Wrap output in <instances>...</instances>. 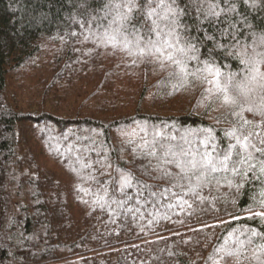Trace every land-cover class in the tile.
<instances>
[{"label":"trees","instance_id":"16d2710c","mask_svg":"<svg viewBox=\"0 0 264 264\" xmlns=\"http://www.w3.org/2000/svg\"><path fill=\"white\" fill-rule=\"evenodd\" d=\"M255 67L264 0H0V264H261Z\"/></svg>","mask_w":264,"mask_h":264},{"label":"snow or ice","instance_id":"6c2138e0","mask_svg":"<svg viewBox=\"0 0 264 264\" xmlns=\"http://www.w3.org/2000/svg\"><path fill=\"white\" fill-rule=\"evenodd\" d=\"M213 14H215V13H213ZM191 48L194 50V46H191ZM180 51H183V49H181ZM167 59L169 61H171L172 63L178 65V66L181 63L179 60H176L172 56H168ZM180 71L182 73H184L185 69L183 67H181ZM208 71H209V73L212 72L211 69H208ZM253 71L261 78V80H264V72H261L259 67H255L253 69ZM193 75H195V74H193ZM213 75L215 77H219L220 73H219V71H217ZM205 79H207V78L205 77ZM208 82L209 83H214L215 87H216V89L218 91L227 93V88L226 87H221L220 81L218 79L210 80ZM209 91H211V89ZM236 91H237L238 95H242V93H241V91L239 89V86H236ZM224 101H225V103H232V104L236 103L235 99L229 97L226 94L224 96ZM248 111L251 112V111H253V109L249 108ZM261 115H264V112H262ZM244 123L248 124V123H250V121L245 120ZM252 134L259 135L258 133H252ZM244 140L245 141L248 140V135L244 136ZM239 142L240 141H239V138H238V143ZM260 143H261V145H264V139H262L260 141ZM245 147H247V145H245ZM253 148H254L255 152L259 153V155L261 157V159L258 161V163L260 164L261 175H264V147H256L255 145H253ZM237 156L239 157L238 160H232L231 155L226 153V154H224L223 159L219 160L218 162H214V160H213V158L211 157L210 154H204V155H202V158H201L202 159V163L201 162H197V161H195L193 159V160L188 161V164L190 165V169H196L197 168V164L199 163V167H200L201 170H203L205 168H210L212 171H217L218 170L217 163H218V165L220 167H222L224 170L227 171L229 169V162L231 161V165H232L231 170L237 175L241 174V171L237 167V164H240V165L247 164L249 170L255 169L256 165L249 162V157L251 156V154H249V157H240L239 153H237ZM177 167H181V165L178 164ZM182 170H183V168H182ZM165 175H168V174L166 173ZM201 199H203V198L201 197ZM261 209H262L261 211H256V212H253L251 209H249L248 210L249 211V217L248 218L249 219L260 218L261 220H264V201L261 202ZM238 218L239 217H234V219H238ZM220 223H224V221L221 220ZM252 235L253 236H257L259 234L254 231V232H252ZM260 251L262 253H264V245H262L260 247ZM217 252H223L224 253V257H226V258H231V257L234 256V253L232 251L225 250L223 248L217 249ZM253 258L259 259V257L256 256L255 253H253ZM216 264H219V262H216ZM225 264H226V261H225ZM261 264H264V261H262Z\"/></svg>","mask_w":264,"mask_h":264},{"label":"rangeland","instance_id":"374dc122","mask_svg":"<svg viewBox=\"0 0 264 264\" xmlns=\"http://www.w3.org/2000/svg\"><path fill=\"white\" fill-rule=\"evenodd\" d=\"M117 37H119L118 39L119 40H121L122 39V37H121V35L117 32V34H115V35H113L112 36V38H113V40H115V39H117ZM115 38V39H114ZM123 42V41H122ZM109 43V42H108ZM115 43H116V40H115ZM128 42H123V45L125 46V47H128L127 44ZM110 44V43H109ZM263 56V55H262ZM221 81H223V80H221ZM226 81V80H225Z\"/></svg>","mask_w":264,"mask_h":264}]
</instances>
